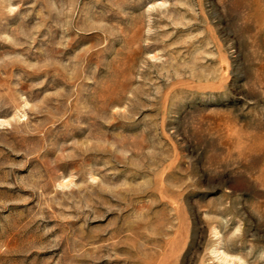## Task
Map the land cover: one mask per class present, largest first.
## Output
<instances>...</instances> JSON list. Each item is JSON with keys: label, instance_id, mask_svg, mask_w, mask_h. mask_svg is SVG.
<instances>
[{"label": "rangeland", "instance_id": "1", "mask_svg": "<svg viewBox=\"0 0 264 264\" xmlns=\"http://www.w3.org/2000/svg\"><path fill=\"white\" fill-rule=\"evenodd\" d=\"M0 264H264V0H0Z\"/></svg>", "mask_w": 264, "mask_h": 264}]
</instances>
